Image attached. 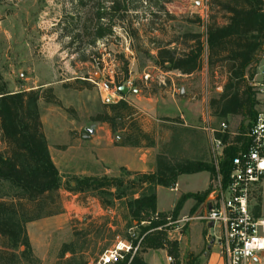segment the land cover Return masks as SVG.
Wrapping results in <instances>:
<instances>
[{"label":"rangeland","instance_id":"374dc122","mask_svg":"<svg viewBox=\"0 0 264 264\" xmlns=\"http://www.w3.org/2000/svg\"><path fill=\"white\" fill-rule=\"evenodd\" d=\"M137 2L138 7L129 13L131 22H102L112 26L111 33L90 45L88 43L94 37L92 26L96 22H87V30L83 22H71L78 14L83 15V6L76 5L75 0H0L1 82L10 92L51 88L58 101V104L40 101L39 107L52 157L62 178L59 196L64 212L55 219L41 218L27 224L30 243L34 241L39 246L33 249L31 243L37 264H97L100 256L108 250L105 248L111 249L119 242L113 244L117 235L123 237L133 230L129 227L123 202L108 210L96 208L92 212V203L83 207V193L75 194L66 189V180L70 176H83V170L90 167L89 160L98 159L89 145L91 134L86 129H93L94 134L101 127L94 118L108 110L107 103L102 102V95L111 94L110 89L115 87L119 91L126 81L131 82V87L125 86L129 92L123 98L129 102L131 118L139 127L144 118L160 125H168V120L177 119L180 115L188 123L194 120L198 127L196 132L189 127L177 132L173 130L182 141L188 142L183 146L184 153L178 152V157H198L200 154L215 168V162H220L225 148L217 149L214 142L216 134L221 133L222 123L231 137L237 135L246 139L250 125L247 115L218 118L210 107V101L218 99L224 90L226 72L220 67L211 71L206 64L205 53L201 68L190 75L175 70L163 71L154 63L157 45L187 31L204 36L209 16L206 1ZM166 12L174 18L168 17ZM212 14L218 24L224 22L216 9ZM196 16L200 17V23ZM145 74H149L147 79H144ZM258 79V69L255 66L248 68L246 86H251L254 91L253 84ZM182 90L184 96L181 97ZM254 99L258 101L256 92ZM257 104L254 109L258 108ZM167 129L158 130L160 138L165 137ZM120 134L116 132L113 135L114 142H121L118 140L122 138ZM190 140L197 145L190 146ZM234 146L242 148L240 144ZM104 168L112 169L110 166ZM203 178V175L201 178L198 175L182 180L180 191L199 189ZM213 178L212 188L203 201L213 198ZM176 194L178 191L159 189L158 206L168 208L174 203ZM209 194L211 196L207 199ZM260 205L264 213V180ZM192 213L183 218H191ZM91 216L93 218L90 219ZM192 219L179 223V231L170 230L169 233L172 239L181 237L182 264H204L207 243L196 251L185 247L183 236L188 232V224L193 223ZM194 223L191 227L193 235L199 227L207 224L200 220ZM207 229L212 234V229ZM63 244H69L73 251L61 257ZM152 257L156 264H169L160 252Z\"/></svg>","mask_w":264,"mask_h":264},{"label":"trees","instance_id":"16d2710c","mask_svg":"<svg viewBox=\"0 0 264 264\" xmlns=\"http://www.w3.org/2000/svg\"><path fill=\"white\" fill-rule=\"evenodd\" d=\"M136 2L75 0L76 5L83 6V15L78 14L71 22H83L86 30L89 29L87 22H96L92 26L94 37L88 43L93 45L111 33L112 26L102 22H131L129 13L138 7ZM206 6L209 16L204 36L187 31L157 45L154 63L163 71L175 70L190 75L201 68L205 53L211 71L220 67L226 72L223 92L218 99L210 101L214 115L218 118L247 115L251 125L258 101L254 99L255 91L246 86L245 78L248 68L255 66L264 43V0H206ZM215 9L222 14V24H218L212 14ZM196 19L201 22L200 17L196 16ZM1 81L0 75V264H37L27 224L62 212L59 196L62 178L48 149L39 102L58 104V101L51 88L10 92ZM107 107L108 110L97 115L94 121L107 123L113 133L127 123V129L132 132L125 139L129 145L136 146L143 139L147 145L153 143L131 118V106L124 98L107 104ZM216 137L225 144L218 165L223 183H226L232 158L241 149L234 145L240 144L243 148L245 138L231 137L228 131L218 132ZM201 171H208L214 177L215 168L205 161L159 154L154 172H130L120 168L119 176H70L66 180V189L75 194L92 193L103 207L113 206L116 200H125L129 227H135L125 234L131 250L123 252L122 259L110 264H147L141 254L148 249H163L171 257V264H181L179 242L168 236L165 224L168 218L177 219L188 198L199 205L212 187L181 195L170 212L157 211L156 187L173 188L180 175ZM259 206L260 196L255 208L257 213ZM135 246L137 249L133 252ZM72 251L69 244H63L60 256Z\"/></svg>","mask_w":264,"mask_h":264},{"label":"built area","instance_id":"2783aa9c","mask_svg":"<svg viewBox=\"0 0 264 264\" xmlns=\"http://www.w3.org/2000/svg\"><path fill=\"white\" fill-rule=\"evenodd\" d=\"M257 59L255 67L259 79L253 87L258 95V108L245 134V146L232 158L226 183H223L219 165L215 162L213 198L208 202L209 208L196 217L212 229L211 241L218 245L224 264H264V213L260 210L257 213L255 209L264 180V43ZM148 77L149 74H145L144 79ZM123 85L131 87L132 84L128 80ZM110 90L111 94L102 95V102L109 104L123 99L115 87ZM221 127V133H224L225 124L222 123ZM214 142L217 149L225 147L219 138H214ZM189 219L168 218L165 224L168 233L170 230L179 231V223ZM136 249L137 246L132 251ZM130 250L129 242L119 241L100 256L97 264L122 259L123 252ZM166 260L171 264V257L167 256Z\"/></svg>","mask_w":264,"mask_h":264},{"label":"crops","instance_id":"0c3cea01","mask_svg":"<svg viewBox=\"0 0 264 264\" xmlns=\"http://www.w3.org/2000/svg\"><path fill=\"white\" fill-rule=\"evenodd\" d=\"M193 121L194 120H190V122L188 123L187 120H185V118L180 115L179 118L177 119L168 120V125H163V124L160 125V124H156V122L153 121L152 119L144 118L143 124L140 126V128L144 133L149 135V138L152 140L153 143L150 145H147V142L143 139L136 146L129 145L125 141L127 136L132 133L131 131L127 129V123L124 124V127L122 128L118 127L116 131V132L121 133L120 135L122 138L118 139V140H121V142H117V141L114 142L113 135L116 132L113 133L107 123L99 122V124H101V127H98L94 134L90 133L91 135H89V140H88L89 145L96 152L98 159L95 161L89 160L90 167L87 170L86 169L83 170V176H103V175L118 176L120 172V168H125L126 170L130 172H139V173L154 172L156 169V156L159 154H164L168 157H172L176 159H191V160L204 161V157H202V155L200 154L197 155L198 157H194V156L193 157H178L177 155L178 152L184 153L183 146L188 145V142L185 141L186 142L185 143L184 141H182L181 138L173 132V130L177 132L178 130H182V129L184 130L187 127H189L191 128L193 132H196L197 130L195 129H198V127L195 126L196 122H193ZM42 124H43V131H44L47 143H48V149H49L51 158L53 160L51 146L49 144L48 135H47L46 128H45L43 121H42ZM164 127H168V129L165 133V137L162 139L159 137L158 130H162ZM189 144L192 147H195V145H197L196 142H194V140H192V142L190 140ZM53 163L56 166V163L54 162V160H53ZM104 166H110L112 167V169L109 170L108 168H104ZM198 175L200 176V178L202 177V175L204 177L202 181L203 185L199 189H183L182 191H180V187H181L180 182H182V180L186 181V179H189L192 176L198 177ZM209 187H211V175H210V172L208 171H201V172L193 173V174L180 175L177 179V183L175 187L173 188H165L162 186L156 187L157 211L170 212L174 208L175 203L177 202V200L180 198L181 195L186 194V193H197V192L205 191ZM159 189H166L169 192H173V193L178 191V194L175 195L174 203H171L169 207L166 209L160 208L158 206V190ZM76 194H81V193H76ZM210 196L211 194L208 195L207 199ZM209 201L210 200H205L199 206H197L196 201L194 199L188 198L183 203L182 208L180 209L178 213L177 219H181L185 216H188L190 213H192V211H194L191 217L193 218L192 219L193 223L188 224L189 226L188 232L186 235L183 236L185 240V247L187 246L188 249H190V251H196L199 249V247H201V245H203L204 243H207L208 244L207 251L204 253V257H205L204 264H224L223 258L220 255V249L218 245L215 243H210L211 234L209 233V230L207 229L209 228V225L206 224L205 227H202V226L199 227L197 231L195 232V235H193L191 231L192 230L191 227L195 225L194 221L200 220V219H197L196 217L202 215L206 211ZM119 202L124 203L125 210H126L125 213H126V216H128V211H127V207L125 204V200L124 199L116 200L114 202V205L118 204ZM89 203L93 204L92 212H94L96 208L100 211H104V210L111 209L114 206L113 205L111 207H103L100 201L97 199V197L93 195H89L88 193H83V207H87ZM261 205L259 206V210L262 212ZM89 208L90 207H88V209ZM63 212H64V209L61 213L57 215L45 217L42 219H49V220L55 219L56 217L61 215ZM91 218H93V216H91L90 219ZM36 221H33V222H36ZM200 221L204 222L203 220H200ZM133 224H135V222H133ZM131 229L135 230V227H132ZM168 234H169L168 236L171 238L170 233ZM176 239L179 242L180 260L182 261L183 251H182V245H181V237L179 236ZM117 241H121L123 243L128 242L125 239V235L123 237H120L117 235L116 239L113 241V244H115ZM31 243H32L33 249H35V247H39L38 244H34V241H31ZM106 249H109V248H105V250ZM158 252L162 253V255H164V257L167 258L166 251L163 249H148L147 251L143 252L141 256L147 264H156L155 258H153L152 256L153 254H156ZM84 253L85 252L83 251V254ZM148 256L150 257V259L148 258Z\"/></svg>","mask_w":264,"mask_h":264},{"label":"water","instance_id":"95a60500","mask_svg":"<svg viewBox=\"0 0 264 264\" xmlns=\"http://www.w3.org/2000/svg\"><path fill=\"white\" fill-rule=\"evenodd\" d=\"M119 91H120L123 95H126V94L129 92V89L126 88L125 86H122V87H119ZM180 96H181V97L184 96V91H183V90H182ZM86 131H87L88 133H92V132H93V129H86ZM208 208H209V205H208ZM210 243H212V241H211Z\"/></svg>","mask_w":264,"mask_h":264}]
</instances>
